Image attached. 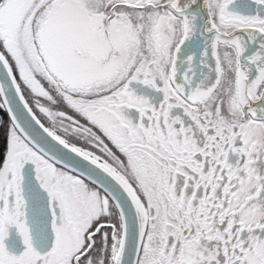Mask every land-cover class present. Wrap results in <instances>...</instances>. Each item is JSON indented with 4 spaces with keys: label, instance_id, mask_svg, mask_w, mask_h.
Here are the masks:
<instances>
[{
    "label": "snow or ice",
    "instance_id": "obj_1",
    "mask_svg": "<svg viewBox=\"0 0 264 264\" xmlns=\"http://www.w3.org/2000/svg\"><path fill=\"white\" fill-rule=\"evenodd\" d=\"M0 264H264V0H0Z\"/></svg>",
    "mask_w": 264,
    "mask_h": 264
},
{
    "label": "trees",
    "instance_id": "obj_2",
    "mask_svg": "<svg viewBox=\"0 0 264 264\" xmlns=\"http://www.w3.org/2000/svg\"><path fill=\"white\" fill-rule=\"evenodd\" d=\"M0 118L5 121V124L7 123V116L4 113H0Z\"/></svg>",
    "mask_w": 264,
    "mask_h": 264
}]
</instances>
